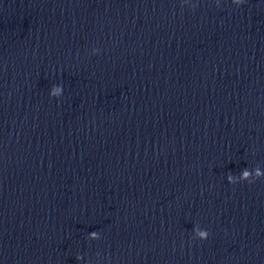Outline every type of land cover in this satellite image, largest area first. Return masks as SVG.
Instances as JSON below:
<instances>
[{"label":"clouds","instance_id":"1","mask_svg":"<svg viewBox=\"0 0 264 264\" xmlns=\"http://www.w3.org/2000/svg\"><path fill=\"white\" fill-rule=\"evenodd\" d=\"M244 2V0H232V3L239 6ZM194 7V6H193ZM63 93V88L62 86H56L53 88L52 92L50 93V95L52 96H59ZM255 175L256 179L255 180H250L249 177ZM262 177H264V171H262L260 168H256L254 170H249L248 168H244L241 171L240 174V179L242 181H247L249 184L255 183L256 180L261 179ZM227 182L229 184H236L237 181L234 179V175L232 174H228L227 177ZM193 232L195 233V239H199V240H206L209 236V232L206 229H201V228H197L196 226L193 228ZM91 236L95 237L97 236V232H92L90 234ZM81 257L77 256V260H79Z\"/></svg>","mask_w":264,"mask_h":264}]
</instances>
